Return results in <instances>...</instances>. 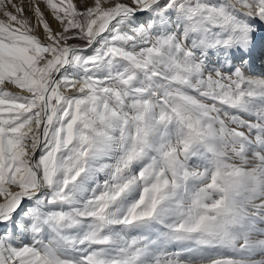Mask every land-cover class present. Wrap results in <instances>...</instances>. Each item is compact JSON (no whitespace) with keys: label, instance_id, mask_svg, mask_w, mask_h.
Here are the masks:
<instances>
[{"label":"snow or ice","instance_id":"obj_1","mask_svg":"<svg viewBox=\"0 0 264 264\" xmlns=\"http://www.w3.org/2000/svg\"><path fill=\"white\" fill-rule=\"evenodd\" d=\"M0 264H264V0H0Z\"/></svg>","mask_w":264,"mask_h":264},{"label":"bare ground","instance_id":"obj_2","mask_svg":"<svg viewBox=\"0 0 264 264\" xmlns=\"http://www.w3.org/2000/svg\"><path fill=\"white\" fill-rule=\"evenodd\" d=\"M258 43H259V38H258ZM257 57L261 58L260 57V52H259V47L257 48L256 52H254L255 60L257 59ZM260 64H261V62H255V66L257 67L258 70L260 68Z\"/></svg>","mask_w":264,"mask_h":264},{"label":"rangeland","instance_id":"obj_3","mask_svg":"<svg viewBox=\"0 0 264 264\" xmlns=\"http://www.w3.org/2000/svg\"><path fill=\"white\" fill-rule=\"evenodd\" d=\"M255 62H261V58L257 57V59L255 60Z\"/></svg>","mask_w":264,"mask_h":264}]
</instances>
